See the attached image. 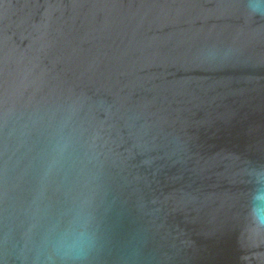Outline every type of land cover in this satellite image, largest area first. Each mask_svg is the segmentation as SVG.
I'll return each mask as SVG.
<instances>
[{
    "label": "water",
    "instance_id": "water-1",
    "mask_svg": "<svg viewBox=\"0 0 264 264\" xmlns=\"http://www.w3.org/2000/svg\"><path fill=\"white\" fill-rule=\"evenodd\" d=\"M250 2L0 0V264H264Z\"/></svg>",
    "mask_w": 264,
    "mask_h": 264
},
{
    "label": "clouds",
    "instance_id": "clouds-1",
    "mask_svg": "<svg viewBox=\"0 0 264 264\" xmlns=\"http://www.w3.org/2000/svg\"><path fill=\"white\" fill-rule=\"evenodd\" d=\"M248 7L253 15L264 9L260 0H251ZM261 204H264V188L258 187L251 194L250 212L248 214L250 223L257 229H264V207H261Z\"/></svg>",
    "mask_w": 264,
    "mask_h": 264
}]
</instances>
